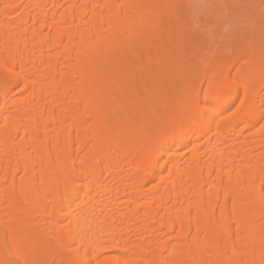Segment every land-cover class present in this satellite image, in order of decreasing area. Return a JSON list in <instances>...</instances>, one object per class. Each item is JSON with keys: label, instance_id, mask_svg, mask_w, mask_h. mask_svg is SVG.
I'll return each mask as SVG.
<instances>
[{"label": "bare ground", "instance_id": "obj_1", "mask_svg": "<svg viewBox=\"0 0 264 264\" xmlns=\"http://www.w3.org/2000/svg\"><path fill=\"white\" fill-rule=\"evenodd\" d=\"M181 1L0 0V264H264V30Z\"/></svg>", "mask_w": 264, "mask_h": 264}, {"label": "rangeland", "instance_id": "obj_2", "mask_svg": "<svg viewBox=\"0 0 264 264\" xmlns=\"http://www.w3.org/2000/svg\"><path fill=\"white\" fill-rule=\"evenodd\" d=\"M181 3L186 9V16L195 22L192 27L193 30L200 32L204 44L210 46L209 48L213 50L226 45L223 47L224 49L226 47L225 50L229 51L230 44L225 43L227 42L226 39L234 37V35L244 34L255 23H259L261 30H264V0H182ZM215 29L218 31H215ZM261 34L263 40H260L261 37H259V41L264 44V33ZM150 61L156 63L161 59L151 57ZM262 62L264 64V58ZM153 84L154 91H160V86L157 85L156 81ZM176 84L180 83L176 82ZM56 263L57 261L54 260L53 264Z\"/></svg>", "mask_w": 264, "mask_h": 264}]
</instances>
